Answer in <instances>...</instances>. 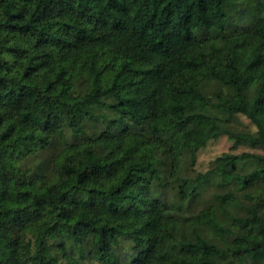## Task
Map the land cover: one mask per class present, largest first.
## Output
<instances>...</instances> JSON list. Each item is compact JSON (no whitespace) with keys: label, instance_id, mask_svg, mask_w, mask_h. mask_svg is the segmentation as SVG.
I'll list each match as a JSON object with an SVG mask.
<instances>
[{"label":"trees","instance_id":"trees-1","mask_svg":"<svg viewBox=\"0 0 264 264\" xmlns=\"http://www.w3.org/2000/svg\"><path fill=\"white\" fill-rule=\"evenodd\" d=\"M222 135L264 150V0H0V264H264V156L184 172Z\"/></svg>","mask_w":264,"mask_h":264},{"label":"rangeland","instance_id":"rangeland-1","mask_svg":"<svg viewBox=\"0 0 264 264\" xmlns=\"http://www.w3.org/2000/svg\"><path fill=\"white\" fill-rule=\"evenodd\" d=\"M78 89H76V93H80ZM231 130L238 134H247L252 137H259V133L255 126L242 115H237L232 118V122L230 123ZM102 123L97 121H88L85 124V130L88 134L98 133L101 129H103ZM75 140L69 134H64L59 139L57 144L58 148L69 141ZM241 154H255L264 156V150L260 146H252L248 140H240L236 138H229L227 135H222L215 140H212L206 144L204 148H202L197 156L195 166L190 169L188 166L184 167V172L191 177H195L197 174H203L209 171L214 166V162L217 158H225L228 156H235ZM38 158L36 164H42V158ZM27 167L31 168V164H25ZM238 167L242 174L249 172L253 166L248 163H239ZM229 188H232V184L223 185L221 182V178L219 176L214 177L208 183H206L202 190L200 191V197L196 201H192L190 204H184L183 208L185 211V216L195 215L201 210L207 208L209 205H216V195H220L225 193ZM163 188H161V192ZM165 193H167L165 191ZM163 194V193H162ZM168 200L173 201L172 199L174 194L169 192ZM165 196V195H164ZM91 241L88 239L82 246L81 249L83 251V255L87 256L90 251ZM116 254L120 257V260L123 264L127 262V257L133 254L132 244L128 240H120L119 246L115 248ZM83 261L84 264H95L94 262L85 259ZM67 264V262H65Z\"/></svg>","mask_w":264,"mask_h":264}]
</instances>
